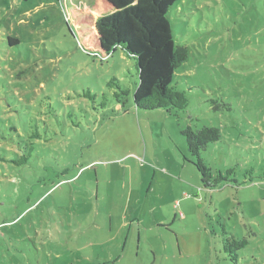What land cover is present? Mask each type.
<instances>
[{
	"label": "rangeland",
	"instance_id": "rangeland-1",
	"mask_svg": "<svg viewBox=\"0 0 264 264\" xmlns=\"http://www.w3.org/2000/svg\"><path fill=\"white\" fill-rule=\"evenodd\" d=\"M168 17L189 49L171 112L136 108L135 61L84 52L59 1L0 0V264H234L226 236L247 239L236 264H264V0H177ZM187 125L220 129L201 157L235 180L203 187Z\"/></svg>",
	"mask_w": 264,
	"mask_h": 264
},
{
	"label": "trees",
	"instance_id": "trees-1",
	"mask_svg": "<svg viewBox=\"0 0 264 264\" xmlns=\"http://www.w3.org/2000/svg\"><path fill=\"white\" fill-rule=\"evenodd\" d=\"M57 1L61 3L68 30L84 52L102 60L120 49L135 61L137 81L133 82L131 91L136 108H161L167 112L186 108L188 99L185 93L172 85L175 70L187 61L189 55L186 45L174 42L168 17L170 7L177 0H92L87 12L75 5L66 6L64 0ZM9 40L16 42L15 39ZM107 85L113 88L116 103L123 107L130 89L122 87L115 76ZM182 134L189 153L195 158L204 188L211 189L221 182L235 180L230 178L231 169L213 174L201 157L210 143L220 139L218 127L203 125L192 129L187 125ZM32 151L33 146L29 145L18 159L10 162L27 164ZM223 234H227L224 228ZM246 244V238L226 236L223 248L236 264L237 250Z\"/></svg>",
	"mask_w": 264,
	"mask_h": 264
}]
</instances>
